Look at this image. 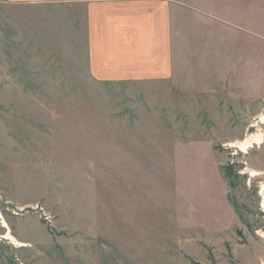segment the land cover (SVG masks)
<instances>
[{
    "label": "rangeland",
    "instance_id": "1",
    "mask_svg": "<svg viewBox=\"0 0 264 264\" xmlns=\"http://www.w3.org/2000/svg\"><path fill=\"white\" fill-rule=\"evenodd\" d=\"M69 11L0 0V264H264V123L230 139L239 125L196 123L188 108L149 106L144 93L95 81L84 48L64 41L78 26ZM127 130L139 144L128 151L113 135ZM259 133L247 152L229 144ZM142 178L144 251L135 235L145 212L111 210L127 186L142 196ZM211 184L235 224L213 235L203 223L178 226L180 197L205 202ZM8 230L24 245L3 238Z\"/></svg>",
    "mask_w": 264,
    "mask_h": 264
},
{
    "label": "crops",
    "instance_id": "2",
    "mask_svg": "<svg viewBox=\"0 0 264 264\" xmlns=\"http://www.w3.org/2000/svg\"><path fill=\"white\" fill-rule=\"evenodd\" d=\"M29 1L76 9L77 31L65 30L64 41L84 48L87 73L95 81L144 93L149 106L188 108L196 123L239 125L230 139L255 127L264 108V0ZM113 135L125 139L127 151L139 146L133 131ZM137 166L146 170L143 162ZM141 183L142 196L129 195V186L125 196H111V210L116 218L126 209L138 218L145 212L142 233L135 235L144 251L150 203L144 178ZM220 188L207 186L205 202L180 197L173 208L178 226L195 229L203 223L212 235L230 229L235 212ZM213 189L219 199L209 209Z\"/></svg>",
    "mask_w": 264,
    "mask_h": 264
},
{
    "label": "bare ground",
    "instance_id": "3",
    "mask_svg": "<svg viewBox=\"0 0 264 264\" xmlns=\"http://www.w3.org/2000/svg\"><path fill=\"white\" fill-rule=\"evenodd\" d=\"M259 122L264 123V113H262L259 116ZM258 136H260V133L259 134H250L242 140H237V141L231 142L229 144H230V146H234V147L239 148L240 151H242V152H247V150L249 148H251L252 146L257 145V144H261V138ZM262 190H263L262 192L264 193V185H262ZM263 203H264V200H263ZM1 222H2V225L4 226V228L6 227L8 229L7 224L4 223L3 221H1ZM3 238L12 240L16 245H19V244L24 245V243H19L15 238H13V236L10 235L9 230L3 236Z\"/></svg>",
    "mask_w": 264,
    "mask_h": 264
}]
</instances>
